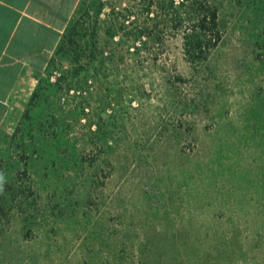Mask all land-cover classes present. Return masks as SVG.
<instances>
[{"label": "rangeland", "instance_id": "1", "mask_svg": "<svg viewBox=\"0 0 264 264\" xmlns=\"http://www.w3.org/2000/svg\"><path fill=\"white\" fill-rule=\"evenodd\" d=\"M159 1L79 0L10 106L5 158L23 168L18 125L41 156L31 235L11 228L0 264H264V0H196L219 28L195 62L194 20Z\"/></svg>", "mask_w": 264, "mask_h": 264}, {"label": "trees", "instance_id": "2", "mask_svg": "<svg viewBox=\"0 0 264 264\" xmlns=\"http://www.w3.org/2000/svg\"><path fill=\"white\" fill-rule=\"evenodd\" d=\"M145 1V0H142ZM154 0H149L147 11H150L151 5H153ZM181 0L180 6L175 4V0H168L167 2L159 1V7L162 8L165 5L168 6L173 12H177V9L182 8L183 18H187L189 21L194 20V25L189 28L184 36L182 37V44L184 52L187 57L192 61H201L205 58V54L209 51V47L212 44V36H208V32H218V15L217 7L212 9L208 6L198 4L196 0ZM177 17L174 18V21ZM76 33L75 27L68 31V34L64 37L62 44H60L58 50L68 49L73 51L75 60L79 59L78 54V44L73 38V34ZM115 34H111L114 37ZM219 37V36H218ZM217 37V39H218ZM105 50L99 51L100 57L105 58ZM39 88L36 87L29 98V108L24 112V117L31 119L30 107L33 105L35 100L39 97ZM25 128L23 125H18L9 142L8 145L13 143V141L18 140L17 147L21 148L20 155L22 158L23 168H16V164L11 161V159L5 158V143L6 139H0V244L4 245L7 242V237L9 230L14 228L15 231H21L25 239H29L31 235V227L33 225V213L35 208L33 207V197H36V186L35 180L32 176L33 167L40 160L41 152L36 148H33L32 152H27L25 147V142L27 143L28 149L30 147V142L35 147V142L33 139L32 130L28 132V136H21L19 138L18 133L24 132ZM107 155L106 151H103ZM21 161V160H20ZM109 161V160H108ZM102 177V176H101ZM105 177V176H104ZM105 178H101V185H105ZM51 231V230H49ZM143 247L139 249L140 254L143 253Z\"/></svg>", "mask_w": 264, "mask_h": 264}, {"label": "crops", "instance_id": "3", "mask_svg": "<svg viewBox=\"0 0 264 264\" xmlns=\"http://www.w3.org/2000/svg\"><path fill=\"white\" fill-rule=\"evenodd\" d=\"M78 1L0 0V126L32 89V75L55 52Z\"/></svg>", "mask_w": 264, "mask_h": 264}]
</instances>
